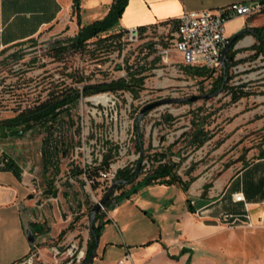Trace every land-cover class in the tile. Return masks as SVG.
<instances>
[{
    "label": "rangeland",
    "instance_id": "rangeland-1",
    "mask_svg": "<svg viewBox=\"0 0 264 264\" xmlns=\"http://www.w3.org/2000/svg\"><path fill=\"white\" fill-rule=\"evenodd\" d=\"M171 36V30L149 28L139 30L135 36L125 31L114 37L112 44L109 40L96 42V37H92L77 51L67 47L68 39L64 37L10 46L0 53V119L53 92L125 76L127 66L143 63L147 67L141 72L145 74L144 87L137 96L133 97L126 89L102 91L83 96L71 108L70 114L77 119L79 129H75V124L66 128L73 148L68 156L62 157L58 172L50 168L46 174L42 173L41 133L0 135V154L14 159L25 176L31 177V197L37 198L36 204L48 216L49 225H45L40 241H34L43 247L41 256L34 250L26 257L32 256L31 264H82L87 260L86 250L92 238L90 210L107 188L100 189L98 181L96 184L84 174H71L72 161L80 167L84 162L97 164L110 146H116L118 150L111 165L141 168L135 179L138 180L152 163L153 152H164L165 159L178 162L180 174H184L190 163L195 164L191 174H196L197 182L206 171L204 184L207 185L220 169H236L250 156L264 151V52L252 63L233 62L228 70L227 84L244 82L248 95L229 101L230 93L221 88L218 94L207 98L159 104L145 110L138 119L140 109L148 102L215 90L212 85L221 74V67L207 68L204 75L186 71ZM60 46H64L61 52ZM162 48L168 51L166 60ZM158 54L160 57L153 62L152 58ZM196 110L199 114L196 121L207 117L204 128L211 137L195 149L187 141L195 126ZM163 113H170L171 119L161 121ZM235 118H239L236 126L226 129ZM236 132L240 137L230 139ZM139 141L142 143L138 148ZM46 185L57 189L55 196L46 194ZM129 186L125 184L123 188ZM120 191L121 188H114L113 193ZM105 215H100L93 224ZM113 218L112 224L104 228V236L99 238L94 256L87 264H118L125 254L135 255L143 250L140 239L157 233L154 225L137 214L131 213L127 226H123L118 214ZM216 228L221 233L194 242V248L168 255H175L172 258L179 261L178 257L184 254L183 264H264V248H259L261 229L250 233L254 228L224 224ZM81 249L84 253L79 256ZM24 264L28 263L24 261ZM127 264H132L130 258Z\"/></svg>",
    "mask_w": 264,
    "mask_h": 264
},
{
    "label": "crops",
    "instance_id": "crops-1",
    "mask_svg": "<svg viewBox=\"0 0 264 264\" xmlns=\"http://www.w3.org/2000/svg\"><path fill=\"white\" fill-rule=\"evenodd\" d=\"M257 1L260 0H127L117 23L109 32L138 26H145V30L158 28L173 22L184 10L207 9L219 12L232 2L253 4ZM111 2L0 0V53L10 46L72 37L82 25L102 18L108 12ZM250 27H264V10L234 15L224 23L227 36L232 38L239 33L227 51L234 52L233 62L239 60L245 64L252 63L262 53L253 54L251 45L258 41L250 31L242 32ZM238 121L239 118H235L226 125V129H233ZM232 137L230 139H238L240 133L236 132ZM19 169L18 175L11 169L0 168V264L20 263L34 250L40 257L43 247L34 241H40L45 225H49L46 211L38 207L37 198L31 197V177L25 176L21 167ZM41 170L44 174L48 172L43 170L42 163ZM191 171H185L184 174L178 172L182 179L194 177L186 190L178 182L143 185L112 209L100 212V215H106L99 222L102 224L99 238H103L104 228L112 224L114 215L118 214L123 226H127L131 213H134L154 225L157 233L140 239L139 244L143 245V250L137 251L135 255L129 252L132 264H183L181 258L184 254L178 257L179 261L168 254H177L181 248H194V242L221 233L216 228L219 224L214 220L220 211L243 210L246 202L254 219L260 214L264 203V151L250 156L236 169H220L207 185L204 184L208 174L206 171L198 182L196 174H191ZM48 188L53 192L48 191ZM44 190L51 196L57 193L54 186L46 185ZM235 192H241L244 200L235 201L232 197ZM62 194L64 196L65 192ZM187 198L194 211L189 209ZM202 208H206V213L199 215ZM254 229L250 233H257L256 230L261 229L258 232L259 248H264V226ZM32 234L35 236L33 242L30 240ZM105 247L106 242L103 245Z\"/></svg>",
    "mask_w": 264,
    "mask_h": 264
},
{
    "label": "trees",
    "instance_id": "trees-1",
    "mask_svg": "<svg viewBox=\"0 0 264 264\" xmlns=\"http://www.w3.org/2000/svg\"><path fill=\"white\" fill-rule=\"evenodd\" d=\"M127 0H112L108 12L98 19H94L89 23L82 25L74 36L67 38V47H72L74 51L83 49L89 42V39L96 37L95 41H108L110 44L114 37L120 36L123 32L127 30H119L116 32H109V30L117 23L118 18L126 4ZM140 32L145 30V26H138ZM250 31L257 39L251 45L254 49V55L259 52H264V27H250L243 29L242 32ZM101 34H105L101 36ZM64 46H60L58 49L60 52L63 50ZM234 52L226 53V67L221 69V74L218 76L215 84L212 85L213 90L218 88L223 84L222 88H225L230 93V100L235 101L241 96L249 94V91L244 89L245 83H239L236 85H229L227 81L229 79L228 70L232 65V58ZM158 56L153 57V62ZM186 66V71L193 75H204L208 70L204 67H193L190 65ZM147 67L143 63L137 64L135 66H127V72L125 76H119L113 78L109 81H101L95 83H86L83 85L70 86L67 89L56 91L51 93L46 98L22 108L14 115L0 119V135L1 136H20L27 131H35L42 134L41 136V163L44 171H48L50 168H54L56 172L60 169V163L62 157L69 155L73 148V140L67 137L66 128L72 125H76L75 129H79V124L77 119H75L70 114V110L75 106L81 96L91 95L94 93L102 91H116L119 89L128 90L133 97L138 95V92L143 88L145 74L141 72ZM226 76V78H225ZM201 109V107H199ZM198 110L195 111V119H193L195 126L188 136V145L193 146V148H198L207 139L211 137V133L208 129L204 128V122L207 121L206 118H201L196 121L198 116ZM161 121H166L171 119L170 113H163L160 116ZM142 141H139L138 148L141 146ZM116 146H110L106 153L102 156L98 164H90L84 162V165L80 167L78 164H73L69 169L71 174L78 176L84 174L87 178L91 179L98 168H107L114 155L117 153ZM153 157L150 167L147 168L145 174L138 180L136 179L137 166L132 169L130 166L125 165L122 168H118L116 171V178L121 179V181L115 186V188H121V191L117 194L110 193L109 197L106 199L104 206L107 209H112L123 199L129 197L130 193L136 191L138 187L152 184V183H165L170 184L178 182L181 184L184 190L187 189L191 180L194 179L190 176L188 179H182L181 175L177 172L178 162L168 158L165 159L166 154L164 152H153L151 155ZM164 159V160H163ZM0 168H6L13 170L19 175L20 169L18 164L14 159L6 154H0ZM193 169V164L187 167L186 172L189 173ZM125 184H130L128 188H123ZM48 191L53 192L51 188ZM188 200V206L191 211H194L191 206L190 199ZM102 211L100 208L96 212V221ZM101 223L94 225V230L91 231L92 238L88 243L86 250V259H88L93 253L94 236L98 238L101 232ZM186 248H181L180 252L185 251ZM95 253V252H94ZM94 256V254H93ZM172 257H176L172 255Z\"/></svg>",
    "mask_w": 264,
    "mask_h": 264
},
{
    "label": "built area",
    "instance_id": "built-area-1",
    "mask_svg": "<svg viewBox=\"0 0 264 264\" xmlns=\"http://www.w3.org/2000/svg\"><path fill=\"white\" fill-rule=\"evenodd\" d=\"M261 10H264V0L257 1L253 4L232 2L224 6L219 12L207 9L184 10L173 22H168L158 28L171 30L173 46L175 50L181 54V61L184 65L204 68L221 67L222 69V51L230 41V37L224 32V23L234 15L249 14ZM138 31V27H132L127 30L131 36L137 35ZM160 51L164 53L163 59L166 60L168 58L167 49L162 48ZM82 97L83 96L80 98ZM88 163L92 164L91 162ZM123 166L114 167L110 163L107 168H98L90 180L93 182L98 181L100 189H105L115 180L117 169ZM130 167L135 169L136 166ZM149 167L150 165H148V168ZM140 170L141 168L138 170V173ZM232 197L235 201L244 200L241 192L233 193ZM100 209L104 212L106 211L104 204L100 205ZM205 213L206 208H202L199 211V215ZM214 220L218 224L229 226H246L251 228L264 226V203L262 204L260 214L255 219L252 217L245 202L243 210H222L215 216ZM80 251H82L83 255L84 251L82 249ZM55 252H57V250ZM29 258L30 261L27 263L31 264L33 262L32 256H29ZM129 258L131 259L130 254H125L124 257L118 260V264H127Z\"/></svg>",
    "mask_w": 264,
    "mask_h": 264
},
{
    "label": "water",
    "instance_id": "water-1",
    "mask_svg": "<svg viewBox=\"0 0 264 264\" xmlns=\"http://www.w3.org/2000/svg\"><path fill=\"white\" fill-rule=\"evenodd\" d=\"M239 33L235 34L232 38H230V41L229 43L224 47L223 51H222V55H221V65H222V68L225 69L226 67V53L229 49V46L231 45L232 41L235 39V37L238 35ZM226 78V76H225ZM223 84H221L217 89H215L214 91L212 92H208V93H204V94H194V95H191V96H184V97H164V98H160L158 100H154L152 102H148L147 104H145L144 106H142V108L140 109L139 111V114H138V119L140 118V116L143 114V112L147 109H150L152 107H155L159 104H162V103H169V102H179V101H186V100H195L199 97H210L211 95H214V94H218L219 91L221 90ZM138 170H139V167H138ZM138 170H137V173H136V176L138 174ZM121 181V179H118L116 178L115 180H113L107 187L105 193L103 194V196L97 200L95 202V204L92 206L91 210H90V229L91 230H94V224H93V220L95 218V215H96V212L99 210L100 208V205L104 204L106 199L109 197L110 193L114 190L115 186ZM35 239V236L32 234L31 235V238L30 240L33 242ZM97 243H98V237L95 235L94 236V244H93V253L91 254V256L85 261L83 262L82 264H87L89 263V261L93 258V254L94 252L96 251V248H97ZM82 255V251L79 252V256ZM25 262H28L30 261V258H26L24 260ZM24 261L20 262L19 264H24Z\"/></svg>",
    "mask_w": 264,
    "mask_h": 264
}]
</instances>
